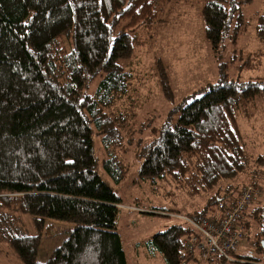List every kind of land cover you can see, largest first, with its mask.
I'll use <instances>...</instances> for the list:
<instances>
[{"label":"trees","instance_id":"trees-1","mask_svg":"<svg viewBox=\"0 0 264 264\" xmlns=\"http://www.w3.org/2000/svg\"><path fill=\"white\" fill-rule=\"evenodd\" d=\"M167 1L0 0V230L13 209L32 214L36 224L44 217L73 222L68 238L43 263L35 259L39 236L9 235L23 264H126L116 232L120 197L96 170L92 134L102 146L103 170L119 182L128 169L122 155L135 132L134 104L117 105L130 97L128 62L142 44L137 29L163 22ZM249 1L205 0L200 16L211 49L229 33L236 36L240 5ZM255 33L264 40V5ZM154 73L171 99L160 58ZM262 95L264 77L240 80L220 70L197 95H185L140 144L135 152L140 178L156 185L172 179L192 196L208 194L200 208L187 213L189 219L209 210L219 215L235 202L232 190L250 162L238 116ZM255 179L251 174L250 183ZM151 208L144 212L159 210ZM245 214L247 235L254 237L246 251L233 249L227 259L206 261L264 264V200ZM189 230V223H173L145 245L165 264H186L193 254L180 240Z\"/></svg>","mask_w":264,"mask_h":264},{"label":"rangeland","instance_id":"rangeland-1","mask_svg":"<svg viewBox=\"0 0 264 264\" xmlns=\"http://www.w3.org/2000/svg\"><path fill=\"white\" fill-rule=\"evenodd\" d=\"M204 2L167 1L163 22L146 31L141 27L137 29L142 44L128 62L132 76L130 97L117 104L120 109H127L129 103L134 104L131 107L134 115L130 120H133L135 130L122 155L128 169L119 182H114L103 170L102 146L98 135L92 134L96 170L120 197L116 232L126 264H165L162 255L157 251L149 252L145 242L173 223L188 224L187 213L200 208L208 195L192 196L186 187L179 186L172 179L158 180L157 185L141 179L138 174L140 159L135 154L140 144L153 136V129L161 125L169 111L185 95H191L187 99L197 95L201 86L217 79L220 70L228 77L240 80L264 77V40L258 39L255 33L256 16L264 1L251 0L241 4L239 13L242 20L236 28V36L232 37L229 33L214 49L203 36L200 11ZM236 24L233 21L231 28ZM156 58L166 65L173 92L171 99L165 98L157 86L154 73ZM96 81L97 78L92 81L89 90L94 88ZM245 109L239 114L238 122L250 162L247 173L237 177L238 184L232 193L237 195L243 185L252 184L250 177L253 174L256 179L252 185L260 189L261 195L250 207L264 200V158H258V162L255 160L259 154L264 156V95L256 97ZM151 207L159 210L144 212ZM8 212L11 220L3 221L0 230L4 234L0 236V264H23L9 241V235L39 236L35 259L43 263L49 253L68 238L73 227V222L64 219L44 217L40 224H36L28 212L17 209ZM209 212L205 215L211 216L212 211ZM244 217L245 235L234 249L236 253L245 252L254 239L252 232L247 235L245 223L249 224L250 220L246 214ZM186 264L213 263L193 254V259Z\"/></svg>","mask_w":264,"mask_h":264},{"label":"built area","instance_id":"built-area-1","mask_svg":"<svg viewBox=\"0 0 264 264\" xmlns=\"http://www.w3.org/2000/svg\"><path fill=\"white\" fill-rule=\"evenodd\" d=\"M261 195L252 184L243 185L235 202L217 216L204 215L196 220L187 218L189 232L180 240V245L201 259L228 258L244 237L246 208Z\"/></svg>","mask_w":264,"mask_h":264}]
</instances>
